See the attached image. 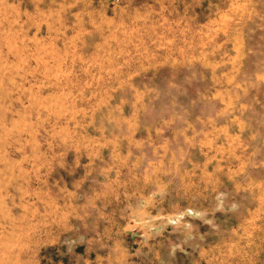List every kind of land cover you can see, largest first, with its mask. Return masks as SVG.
<instances>
[{"label": "crops", "instance_id": "0c3cea01", "mask_svg": "<svg viewBox=\"0 0 264 264\" xmlns=\"http://www.w3.org/2000/svg\"><path fill=\"white\" fill-rule=\"evenodd\" d=\"M41 1L37 20L51 12L54 21L30 28L37 25L35 37L52 40L56 52H46L43 60L52 63L35 73L49 84L38 87L47 95L33 104L55 111L48 118L68 125V132L61 144H46L55 149L47 148L45 163L35 166L52 174L29 188L41 201L36 204L47 208L45 217L30 218L59 222L47 233L56 239L151 231L149 222L194 217L189 211L213 202L214 192L222 205L230 203V179L249 174V167V182L235 185L252 194L246 227L260 240L264 84L240 83L241 70L229 63L240 54H222L215 69L213 53H205L200 64L197 56L177 54V23L166 27L160 17L159 25L143 17L131 33L130 22L117 14L129 12L126 6L111 14L103 0H55L60 5L54 6ZM134 46L142 51L133 52ZM254 251L262 252V245Z\"/></svg>", "mask_w": 264, "mask_h": 264}, {"label": "rangeland", "instance_id": "374dc122", "mask_svg": "<svg viewBox=\"0 0 264 264\" xmlns=\"http://www.w3.org/2000/svg\"><path fill=\"white\" fill-rule=\"evenodd\" d=\"M42 4L41 0H0V264H264V236L259 240L253 228L246 227L252 194L235 185L249 182L246 177L254 174L249 167V174L230 179V203L222 205L214 192L213 202L208 199L207 206L199 204V210L189 211L194 217L149 222L151 231L132 228L124 236L90 237L93 241H78L72 235L56 239L47 233L55 232L59 222L30 218L31 214L45 217L47 208L36 204L41 201L30 195L29 188L48 181L52 174L35 166L45 163L47 148L55 149L46 144H61L62 133L68 132V125L48 118L55 111L33 104L47 95L38 87L49 84L35 73L52 63L43 60L46 52H56L52 40L35 37L37 25L30 28L38 21L53 23L51 12L41 13L37 20ZM46 5L60 3L48 0ZM102 5L111 14L126 6L129 12L117 14L130 22L131 33L135 26L141 28L143 17L155 24L160 17L166 27L177 23L182 37L177 54L187 59L197 56L200 64L205 53H213L218 69L222 54L238 53L239 61L229 63L241 70L240 83L264 84V0H103ZM212 37L213 42H206ZM132 49L142 51L137 46ZM167 51L174 52L173 46ZM260 244L263 251L253 252Z\"/></svg>", "mask_w": 264, "mask_h": 264}]
</instances>
